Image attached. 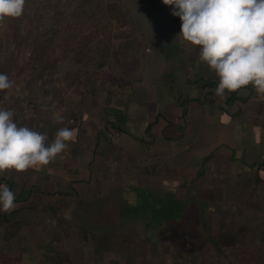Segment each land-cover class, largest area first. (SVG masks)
Returning a JSON list of instances; mask_svg holds the SVG:
<instances>
[{"label":"rangeland","instance_id":"obj_1","mask_svg":"<svg viewBox=\"0 0 264 264\" xmlns=\"http://www.w3.org/2000/svg\"><path fill=\"white\" fill-rule=\"evenodd\" d=\"M72 9V6L41 5L38 12L24 10L20 17L5 18L0 22V73L7 74L13 82L10 89L0 91V108L14 110L13 119L18 126L46 133L49 143L60 128H65L56 122V109L61 104L69 106L70 94H94L96 89L110 87L113 81L105 78L109 74L112 76L113 72L104 68L108 47L127 33V29L121 27L124 17L119 2H107L95 17L100 24H105L104 39L108 41L97 55L90 50L82 53L81 41L88 32L90 18L77 22L75 16H69ZM97 108L96 105L90 107L93 110ZM91 123L98 125V121ZM72 130L78 136L77 129L72 127ZM67 143L68 148L64 152H68L72 142ZM94 149L104 157L100 178L105 179L111 172L110 176L125 169L122 185L116 184L121 185L123 201H128V197L130 201L134 198L133 203L137 205L140 200L136 196L138 185L134 181V166L140 161L147 165L153 160L152 164L160 156L155 159L152 156L155 154L145 155L144 152L140 154L143 156L134 157L118 152L108 141L103 144L98 141ZM214 159L207 160L204 165L199 160L198 170L205 172L202 178L205 177L206 184L200 186L198 193L189 194L188 202L191 201L192 206L183 211L181 219L168 218L154 228L148 217L152 216V209L140 202L139 217L144 218L142 224L123 221L110 225L104 233H99L101 231L89 227V224L96 227L97 221L112 220L109 218L111 213L96 209L92 222L88 220L87 224H82L75 217L77 201L90 204L86 195L75 196L76 202L62 196L46 197L37 192L27 196L20 190L29 187L32 178L27 179L15 170H5L0 174L3 181L0 182L5 185L7 180H12V191L22 198L15 203L12 214L22 224L10 238L4 236L10 231L1 227L0 237L21 244V257L33 256L39 260L45 246L42 237H46L57 253L51 259L47 257L51 261L49 264H264V187L258 182V177H263V168L259 161L253 163L248 159L239 164L233 156L229 159L221 155ZM54 162L57 160L30 170L31 174L52 168ZM71 202L73 204L69 205ZM17 206L29 210L30 216L21 217ZM197 219L200 223L193 224ZM26 225L32 226V231H29L28 238L24 235L21 240L20 227ZM78 227L84 229L83 237ZM14 247L17 248L16 245ZM35 250L38 257L34 256ZM4 259L5 254L0 250V264Z\"/></svg>","mask_w":264,"mask_h":264},{"label":"crops","instance_id":"obj_2","mask_svg":"<svg viewBox=\"0 0 264 264\" xmlns=\"http://www.w3.org/2000/svg\"><path fill=\"white\" fill-rule=\"evenodd\" d=\"M118 2L124 17L121 27L126 28L127 33L120 41L116 39L111 42L104 60V68L113 72L112 76L109 74L105 79L113 82L108 88L96 89L94 94H70L69 106L61 104L56 109V122L59 125L77 129L78 136L75 135L71 141L68 152L59 154L57 163L54 162L50 169L47 166L46 171L36 170L32 175V169H28L20 174L33 181L29 187L23 186L20 190L27 196L37 192L51 198L62 196L74 202L78 194L90 198L88 205L80 201L75 203V217L82 224H87L88 220L92 222L96 209L111 213L112 217L109 218L112 220L97 221L96 227L89 224V227L101 231L99 233L123 221H139L142 224L144 218L140 219L136 213L134 198L132 201L129 197L128 201L122 199L121 185L125 179L122 173L125 169L110 176L113 174L111 172L105 179L100 178L104 157L94 149L98 141L102 144L108 141L118 152L134 157H141L143 155L140 154L144 152L145 155L151 153L160 156L154 162L158 163L155 173L146 172V163L140 161L136 164L134 181L138 188L144 186L154 194L167 193L169 198L175 197L180 210L183 208L178 219L182 218L185 209L192 206V202H188L191 198L189 194L198 193L200 186L206 184L205 177L203 179L197 175L199 160L204 156L212 153L210 160L221 155L229 159L233 156L239 164L245 159L253 163L259 161L264 171L261 164L264 162V96L254 90L249 99L235 100L225 107L226 96L221 99L214 91L196 89L193 84L186 83L187 78H212L214 73L199 61V46L181 42V21L171 14L173 6L163 4L162 0ZM163 73L174 76L172 90L188 88L193 99L183 107L172 104V91L164 82ZM194 90L195 96L192 95ZM92 105L98 108L90 109ZM107 107L125 110L128 116L125 128L129 130L128 133L114 132L105 123L102 114ZM59 117L63 118L62 122H59ZM92 121H98V125L94 126ZM147 123H152V138L151 142L144 143L140 138L145 137ZM259 180L264 187V174ZM0 181L3 182L2 179ZM116 183L121 185L117 186ZM5 185L12 190L14 183L7 180ZM174 193L179 195L174 196ZM15 197V203L22 201L18 193ZM19 207L16 209L21 217L30 216L29 210ZM199 223V219L193 222L196 225ZM31 227H20L21 240L24 235L28 238ZM42 243L45 246L41 250V260L33 256L24 258L21 257V244L0 237V250L6 258L2 264H49V259L57 253L46 237H42ZM36 254L35 250L34 256L38 257Z\"/></svg>","mask_w":264,"mask_h":264},{"label":"clouds","instance_id":"obj_3","mask_svg":"<svg viewBox=\"0 0 264 264\" xmlns=\"http://www.w3.org/2000/svg\"><path fill=\"white\" fill-rule=\"evenodd\" d=\"M179 17L180 40L199 46L198 59L218 78L214 94L221 99L251 85L264 96V0H162ZM26 0H0V22L18 18ZM13 82L0 73V91ZM195 96V90L192 92ZM14 110L0 108V174L24 172L55 161L75 138V130L60 128L49 143L40 133L14 122ZM63 121L62 117L58 118ZM15 208V193L0 184V212Z\"/></svg>","mask_w":264,"mask_h":264},{"label":"trees","instance_id":"obj_4","mask_svg":"<svg viewBox=\"0 0 264 264\" xmlns=\"http://www.w3.org/2000/svg\"><path fill=\"white\" fill-rule=\"evenodd\" d=\"M107 2H118V0H26L24 10H30L32 13L38 12L41 5L45 6H72L73 9L69 13L70 17H76L75 19H78V21L85 22L86 20H89V28H88V34L86 33L82 37L81 41V52L89 50L94 54L97 55V53L100 52L101 48L105 43L108 41L105 38L106 34V26L105 24H100L95 17L97 14L101 13V7L107 3ZM28 10V11H29ZM68 16V17H69ZM94 16V17H93ZM100 65V63H98ZM162 78L164 82L168 85V89L172 91L171 93V101L172 104H174L177 107H183L185 106L190 100L193 99V97L190 94V90L188 88H178L177 90H172L173 83H174V76L171 73H163ZM186 83L193 84L196 89H208L211 92L215 89L218 78L213 75L212 78H203V77H193V78H187ZM246 88L243 90L242 88L235 91V92H227L226 90V98H225V107L229 106L233 101L240 100L245 101L249 99L252 95V92L254 91L253 87L251 85L244 87ZM224 107V109H225ZM105 123H108L110 127L113 129L114 132H124L128 133L129 130L125 128V124L127 121V114L125 110L123 109H117L112 107H107L103 110L102 114ZM152 123H147L146 129L144 130L147 136L141 137L140 141L144 143L151 142L152 134L150 132V126ZM155 159L157 158V155H152ZM212 156L211 154H208L207 156H204L202 160V165H204L207 160ZM152 157V158H153ZM153 161V160H151ZM151 161L149 164H147L146 172L147 173H155L157 170L155 164H151ZM261 164L264 166V162H261ZM45 167V166H43ZM198 176H203V170L197 171ZM258 179H260L258 177ZM257 179V180H258ZM1 184V182H0ZM136 196L137 200H140L137 204V212L141 213V208L138 206L141 202L142 204H147L150 206V209H152V216L149 217V221L151 222L152 226L154 228H157L161 222L166 221L168 218H178L180 213V207L179 204L174 200V198H169L168 194H154L150 192L147 188H138L136 190ZM16 199V197H15ZM157 204L159 206H157ZM161 205V206H160ZM15 212V211H14ZM147 214L150 213L148 209H146ZM13 214V213H12ZM11 213H1L0 212V228H4L9 234L4 233L5 237L10 238L13 236V232L17 231L19 226L22 224V221L19 219H16L12 217ZM78 231L80 232L81 237H83L84 229L82 227H78Z\"/></svg>","mask_w":264,"mask_h":264}]
</instances>
